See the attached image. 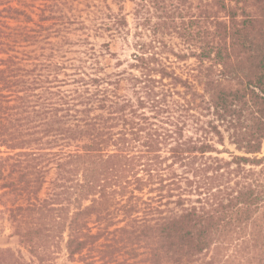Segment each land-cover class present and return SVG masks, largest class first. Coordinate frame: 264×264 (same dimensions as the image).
<instances>
[{
    "label": "trees",
    "instance_id": "1",
    "mask_svg": "<svg viewBox=\"0 0 264 264\" xmlns=\"http://www.w3.org/2000/svg\"><path fill=\"white\" fill-rule=\"evenodd\" d=\"M51 13L0 27V219L30 263L264 264V0Z\"/></svg>",
    "mask_w": 264,
    "mask_h": 264
},
{
    "label": "rangeland",
    "instance_id": "2",
    "mask_svg": "<svg viewBox=\"0 0 264 264\" xmlns=\"http://www.w3.org/2000/svg\"><path fill=\"white\" fill-rule=\"evenodd\" d=\"M61 1V0H58ZM69 1V0H67ZM55 4V0H0V27H4V25H9L10 27H35L36 25H42L44 26L46 32H44L45 35L50 34V29L56 24L53 21H47L46 19L48 17H51L54 15V13H51V7ZM122 8V13L126 16V19L129 23L130 28L134 29V4L132 2H125L124 4H121V6L112 4V9L115 12H118L119 9ZM4 9H13L15 11H19L20 14H12L9 19L6 18V15L8 13L2 12ZM59 12L56 13L58 15ZM69 15H71L69 13ZM17 17V18H16ZM30 19V20H28ZM44 20V21H43ZM87 25H90V23L87 21ZM24 31L23 29H20L18 32ZM25 32V31H24ZM80 34L77 32V35ZM15 35H18L16 32ZM75 37V35L73 36ZM55 39H51V41H54ZM4 43L9 42L8 39H2ZM58 41V39H57ZM56 41V42H57ZM90 42L92 45H94L96 48H99L100 45L103 43H107L108 40L101 39V38H91ZM134 43V40L132 36L128 37V41H124L122 39H118L117 41H114L111 43V50L114 54L119 57L122 61H126L130 58L132 53L134 52V49L132 47ZM32 48H27L24 44L18 45V47H15L13 50H10L11 53H13L16 57H22L21 52L29 51ZM25 50V51H24ZM232 151L233 148L229 147ZM263 156H264V144H263V150H262ZM225 158H227L226 155H224ZM53 177V171H50V174L48 176V179ZM47 187V186H46ZM42 196H44L42 194ZM149 195H145L144 199H147ZM0 200V210L3 209ZM11 229L10 224L6 220V216L4 219H0V249L3 248H10L16 252L21 251V256H23V259L26 263H30L31 256L29 253L18 246V241L16 238H11ZM33 261V260H32ZM30 264H36V263H30ZM52 264H78L76 263H70L67 259V254L65 250L61 252V254L57 257V260L53 262Z\"/></svg>",
    "mask_w": 264,
    "mask_h": 264
}]
</instances>
